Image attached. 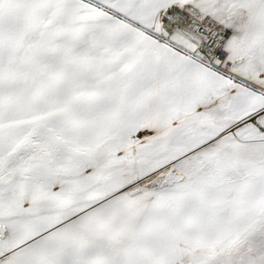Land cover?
<instances>
[{"label": "snow or ice", "instance_id": "6c2138e0", "mask_svg": "<svg viewBox=\"0 0 264 264\" xmlns=\"http://www.w3.org/2000/svg\"><path fill=\"white\" fill-rule=\"evenodd\" d=\"M0 264H264V0H0Z\"/></svg>", "mask_w": 264, "mask_h": 264}]
</instances>
